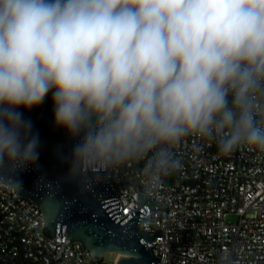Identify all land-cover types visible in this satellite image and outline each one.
Returning <instances> with one entry per match:
<instances>
[{
	"label": "clouds",
	"instance_id": "1",
	"mask_svg": "<svg viewBox=\"0 0 264 264\" xmlns=\"http://www.w3.org/2000/svg\"><path fill=\"white\" fill-rule=\"evenodd\" d=\"M49 96L81 192L134 167L152 195L190 139L264 154V0H0V188L39 160Z\"/></svg>",
	"mask_w": 264,
	"mask_h": 264
},
{
	"label": "built area",
	"instance_id": "2",
	"mask_svg": "<svg viewBox=\"0 0 264 264\" xmlns=\"http://www.w3.org/2000/svg\"><path fill=\"white\" fill-rule=\"evenodd\" d=\"M179 149L184 167L146 195L134 167L112 174L122 216L139 194L155 198L157 212L141 227L154 237L145 244L160 264H217L229 255L238 264H264V154L245 148L230 157L214 144ZM229 216H236L229 222ZM0 264H115L93 257L83 243L48 234L40 205L11 188H0Z\"/></svg>",
	"mask_w": 264,
	"mask_h": 264
},
{
	"label": "water",
	"instance_id": "3",
	"mask_svg": "<svg viewBox=\"0 0 264 264\" xmlns=\"http://www.w3.org/2000/svg\"><path fill=\"white\" fill-rule=\"evenodd\" d=\"M25 115L39 133L40 157L20 174L23 189L16 192L40 205L48 234L53 239L79 241L98 259L118 254L115 264H160L145 245L154 242V237L140 224L146 213L158 211L155 198L139 194L138 201H133L136 206L122 216L121 199L112 175L93 191H79L75 184L63 179L67 166L61 157L68 153L72 141L53 125L51 97Z\"/></svg>",
	"mask_w": 264,
	"mask_h": 264
},
{
	"label": "rangeland",
	"instance_id": "4",
	"mask_svg": "<svg viewBox=\"0 0 264 264\" xmlns=\"http://www.w3.org/2000/svg\"><path fill=\"white\" fill-rule=\"evenodd\" d=\"M229 222H235L237 220L236 216H229L227 218ZM119 255L118 254H107L103 258L107 263H113L118 259Z\"/></svg>",
	"mask_w": 264,
	"mask_h": 264
}]
</instances>
